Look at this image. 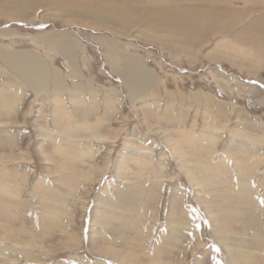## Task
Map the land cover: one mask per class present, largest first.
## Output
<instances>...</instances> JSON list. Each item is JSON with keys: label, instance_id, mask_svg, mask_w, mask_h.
<instances>
[{"label": "rangeland", "instance_id": "374dc122", "mask_svg": "<svg viewBox=\"0 0 264 264\" xmlns=\"http://www.w3.org/2000/svg\"><path fill=\"white\" fill-rule=\"evenodd\" d=\"M27 1L0 0V264H264V0Z\"/></svg>", "mask_w": 264, "mask_h": 264}, {"label": "bare ground", "instance_id": "6f19581e", "mask_svg": "<svg viewBox=\"0 0 264 264\" xmlns=\"http://www.w3.org/2000/svg\"><path fill=\"white\" fill-rule=\"evenodd\" d=\"M187 1H189V0H187ZM209 1V0H208ZM211 1V0H210ZM214 1V0H213ZM233 1V0H232ZM241 1V0H240ZM27 2H29V1H27V0H11V3L13 4H11L12 5V7H11V10L12 11H14V12H16V13H19V12H21L22 10L23 11H25L24 9L26 8V4H27ZM48 2V1H47ZM197 2V1H196ZM205 2V1H204ZM257 2V1H256ZM10 3V2H9ZM9 3H6V5L7 4H9ZM180 3V2H179ZM207 3V2H206ZM206 3H204V4H206ZM217 3V2H216ZM29 4V3H28ZM171 4H172V0H171ZM176 4V3H175ZM175 4H173V5H175ZM178 4V3H177ZM186 4V3H185ZM193 4V3H192ZM197 4V3H196ZM210 4V3H209ZM211 4H213V5H215L214 3H211ZM191 5V4H190ZM212 5V6H213ZM218 5V4H217ZM228 5V4H227ZM226 5V6H227ZM230 5V4H229ZM4 6V5H3ZM178 6H179V4H178ZM193 6V5H192ZM207 6H209V5H207ZM211 6V5H210ZM211 6V7H212ZM223 6V8H224V6L225 5H222ZM262 6V5H261ZM165 7H166V5H165ZM177 6H175V8H176ZM201 7V6H200ZM204 7V6H203ZM214 7V6H213ZM171 8H172V6H171ZM217 8H218V6H217ZM220 8V7H219ZM222 8V9H223ZM243 8V7H242ZM258 8H260V7H258ZM264 8V7H263ZM262 8V9H263ZM184 9H185V7H184ZM221 9V8H220ZM226 9H228V8H226ZM226 9H224V10H226ZM244 9H245V7H244ZM261 9V10H262ZM172 10H173V8H172ZM176 10V9H175ZM190 10V9H189ZM198 10V9H197ZM197 10H195V11H197ZM247 10V9H246ZM209 11V10H208ZM213 11V10H212ZM221 11V10H220ZM105 12V11H104ZM110 12H111V10H110ZM178 12H181V11H179V9H178ZM199 12H200V10H199ZM227 12H228V10H227ZM231 12V11H230ZM106 13V12H105ZM105 13H103V14H105ZM170 13V12H169ZM187 13V12H186ZM240 13V12H239ZM260 13V12H259ZM100 14H101V12H100ZM158 14V13H157ZM171 14V13H170ZM182 14H184V13H182ZM202 15H203V13H201ZM205 14V13H204ZM217 14V13H216ZM226 14V13H225ZM235 14V13H234ZM16 15V14H15ZM102 15V14H101ZM115 15V14H114ZM154 15V14H153ZM214 15H215V13H214ZM100 16V15H99ZM105 16H106V14H105ZM162 16V15H161ZM179 16V15H178ZM177 16V18H173L172 20H171V22L172 23H175V24H179V23H181V22H184V21H187V18H185L184 19V21H182L181 20V17L179 16L178 17ZM217 16V15H216ZM235 16V15H234ZM103 17H104V15H103ZM111 17V16H110ZM121 17V16H120ZM164 17V16H163ZM168 17V16H167ZM205 17V16H204ZM244 17V16H243ZM252 17H253V15H252ZM256 17H257V15H256ZM100 18V17H99ZM162 18V17H161ZM192 18H193V16H192ZM203 18V17H202ZM224 18V17H223ZM239 18V17H238ZM263 18V17H262ZM155 19V18H154ZM169 19V18H168ZM194 19H195V17H194ZM205 19V18H204ZM203 19V20H204ZM227 19V18H226ZM251 19V18H250ZM254 19H255V17H254ZM257 19V18H256ZM255 19V20H256ZM199 20V19H198ZM202 20V21H203ZM212 20V19H211ZM228 20V19H227ZM243 20H245L244 18H243ZM249 20V19H248ZM247 20V21H248ZM121 21V20H120ZM159 21V20H158ZM188 21H189V23L186 25V27L184 28V27H182V28H184V29H188V30H191V28H193V27H190L191 25H190V21H191V18L189 17L188 18ZM209 21V20H208ZM222 21V20H221ZM224 21V20H223ZM239 21V20H238ZM242 21V20H241ZM246 21V22H247ZM250 21V20H249ZM118 22H119V20H118ZM123 22V21H122ZM121 22V23H122ZM197 22V21H196ZM206 22V21H205ZM226 22V21H225ZM228 22V21H227ZM260 22V21H259ZM263 22V21H262ZM260 23L259 25H258V29L259 30H263L264 29V23ZM124 23V22H123ZM186 23V22H185ZM199 23V22H198ZM201 23V22H200ZM213 23V22H212ZM250 23V22H249ZM257 23H258V20H257ZM158 24V23H157ZM196 24V23H195ZM229 24V23H228ZM245 24V23H244ZM256 24V23H255ZM254 24V25H255ZM201 25H203V24H201ZM207 25V24H206ZM211 25V24H210ZM223 25H225V23L223 22L222 23V26ZM227 25V24H226ZM231 25H232V23H231ZM237 25V24H236ZM250 25V24H249ZM253 25V24H252ZM173 26V25H172ZM200 26V25H199ZM213 26V25H212ZM243 26V25H242ZM248 26V25H247ZM247 26H245V27H247ZM251 26V25H250ZM231 27V26H230ZM253 27V26H252ZM255 27V26H254ZM176 28V27H175ZM204 28V27H203ZM223 28V27H222ZM221 28V29H222ZM251 28V27H250ZM257 28V27H256ZM229 29V28H228ZM239 29V28H238ZM252 29V28H251ZM255 29V28H254ZM181 30V29H180ZM227 30V29H226ZM250 30V29H249ZM253 30V29H252ZM193 31V30H192ZM195 31H196V29H195ZM195 31L194 32H192V33H195ZM197 31H198V28H197ZM202 31H204V29H202ZM201 31V32H202ZM241 31V30H240ZM254 31V30H253ZM174 32V31H173ZM177 32H178V30H177ZM183 32V31H182ZM205 32H207V31H205ZM243 32V31H242ZM242 32H239V33H242ZM250 32V31H249ZM180 33V32H179ZM211 33V32H210ZM226 33V32H225ZM238 33V34H239ZM251 33V32H250ZM244 34V33H243ZM247 34V33H246ZM245 34V35H246ZM193 35V34H192ZM198 35V34H197ZM200 35H202V34H200ZM207 35V34H206ZM250 35V34H249ZM252 35V34H251ZM195 36V35H194ZM199 36V35H198ZM237 36H241V35H237ZM254 36V35H253ZM257 36V35H256ZM255 36V37H256ZM187 37V36H186ZM197 37V36H196ZM248 37V36H247ZM254 37V38H255ZM194 38V37H193ZM200 38H201V36H200ZM242 38H244V37H242ZM197 39V38H196ZM235 39V38H234ZM233 39V40H234ZM240 39V38H239ZM194 40V39H193ZM199 40V39H198ZM243 40V39H242ZM245 40V39H244ZM257 40V39H256ZM261 40V39H260ZM260 40H259V42H260ZM48 42L49 43H51V44H58L59 45V50H61V55L63 54L64 56H66L65 58L66 59H68V60H70V58H71V61L73 60V57H74V50H72L71 49V47L69 46V43L67 42V40H63L61 37L60 38H56L55 40H50V39H48ZM200 42V41H199ZM245 42V41H244ZM264 42V41H263ZM257 44H258V42H257ZM239 47V46H238ZM235 50V49H234ZM3 59H5L6 60V64H8V63H11V64H15V65H13V66H15L16 67V69H18L19 70V72H21L26 78H27V81H33V85L35 84V86H40V84L42 85V82H43V78H46V80H47V82L50 84V77L52 78V76L53 75H48L47 73H48V71H49V69L47 68V66L46 65H44L43 63H40L39 61H37L32 55H30L29 53L27 54L26 52H19V53H16V52H14V53H11V54H5L4 56H3ZM72 62H74V61H72ZM130 65V68L132 67L133 69H136L137 68V66H138V64L137 65H132V64H129ZM129 69V68H128ZM53 69H51V71H52ZM129 71V70H128ZM50 72V71H49ZM53 72H55V71H53ZM52 72V73H53ZM56 73L57 72H55V73H53L54 75H56ZM130 73V72H129ZM21 74V75H22ZM128 74V73H127ZM58 76V75H57ZM60 76V75H59ZM123 76V80H125V83L127 84V86H132L133 84H132V80H130L129 81V78L126 76V75H122ZM58 79V78H57ZM145 79V78H144ZM45 80V79H44ZM143 82V81H142ZM54 83V88H57V89H60L61 91H64L63 93H65V91L66 90H68L69 88H71V85L70 86H67L66 84H64V82H60V80H56V79H53V82H52V84ZM144 83V82H143ZM51 84V85H52ZM78 85V84H77ZM50 86V85H49ZM85 86V85H84ZM84 86H82V85H78V87L80 88V91H82L83 92V95H88V93H89V91L87 92V93H84V92H86L87 90H86V88H84ZM143 86V85H142ZM52 88V87H51ZM141 88V87H140ZM150 88V87H149ZM148 88V89H149ZM89 89V88H88ZM84 90H86V91H84ZM143 90V89H142ZM70 92H73V91H71V90H69ZM75 92V91H74ZM40 93V92H39ZM143 94V93H142ZM89 95H90V97H91V94L89 93ZM84 97V96H83ZM182 102V101H181ZM261 103V102H260ZM213 105V104H212ZM90 107V106H89ZM90 120V119H89ZM91 121V120H90ZM107 122V121H106ZM235 123V122H234ZM72 132V131H71ZM96 135V134H95ZM98 135V134H97ZM94 136V138H96V137H99V136ZM188 135V134H187ZM74 137H75V135H73ZM100 138V137H99ZM98 138V139H99ZM82 139V138H81ZM97 139V138H96ZM92 150V149H91ZM90 152V151H89ZM90 154V153H89ZM178 161V160H177ZM239 161V160H238ZM76 179V178H75ZM90 183V182H89ZM69 186V185H68ZM245 193V192H244ZM239 197V196H238ZM115 199V198H114ZM4 209V208H3ZM133 225V224H132ZM177 227H179V226H177ZM145 231V230H144ZM169 243V242H168ZM169 245V244H168ZM99 251V250H98ZM161 253V252H160ZM148 254V253H147ZM159 254V253H158ZM158 256V255H157ZM117 257V259H122V256H116Z\"/></svg>", "mask_w": 264, "mask_h": 264}]
</instances>
